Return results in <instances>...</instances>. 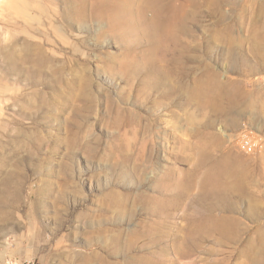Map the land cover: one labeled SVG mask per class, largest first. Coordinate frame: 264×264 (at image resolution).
<instances>
[{
	"label": "rangeland",
	"instance_id": "obj_1",
	"mask_svg": "<svg viewBox=\"0 0 264 264\" xmlns=\"http://www.w3.org/2000/svg\"><path fill=\"white\" fill-rule=\"evenodd\" d=\"M204 1L162 56L108 0H0V264L263 263L264 0Z\"/></svg>",
	"mask_w": 264,
	"mask_h": 264
},
{
	"label": "bare ground",
	"instance_id": "obj_2",
	"mask_svg": "<svg viewBox=\"0 0 264 264\" xmlns=\"http://www.w3.org/2000/svg\"><path fill=\"white\" fill-rule=\"evenodd\" d=\"M103 1L105 2L107 0ZM108 1L112 2L117 16L125 18L130 23H137L136 21H139L145 22L149 25L147 32L153 36V40L151 41L153 43L160 40V42L164 44L170 40V36L179 37L183 33L187 32L185 27H183L180 31H176L174 26L178 25L174 24V21H183L184 14L187 13L185 6L189 0H182L181 7L177 10H174L175 7L172 5L171 0H141L139 5L136 6L135 11L124 7L121 4V0ZM210 1L212 2L215 0H205L204 3L207 4ZM148 12H151V15H149ZM262 14H264L263 9ZM164 24H167L168 28L171 30L161 36H158ZM163 47L164 52H162L161 55L166 56L170 51V45L168 46L167 44H164ZM216 168V183H221L225 187L223 192L221 190L219 192L216 191V196H219L220 198L228 197L233 199L235 192H238V194L250 193L249 179H251V174L247 173V167L244 162H241L238 158L226 156L224 157L222 163H220ZM235 223L236 221L231 218L219 219L221 229L231 236H235L237 234V231L235 230ZM259 237H261L260 242L264 243V234H261ZM262 264H264V261Z\"/></svg>",
	"mask_w": 264,
	"mask_h": 264
},
{
	"label": "built area",
	"instance_id": "obj_3",
	"mask_svg": "<svg viewBox=\"0 0 264 264\" xmlns=\"http://www.w3.org/2000/svg\"><path fill=\"white\" fill-rule=\"evenodd\" d=\"M239 146L246 153H254L257 150V142L247 134L241 137Z\"/></svg>",
	"mask_w": 264,
	"mask_h": 264
}]
</instances>
